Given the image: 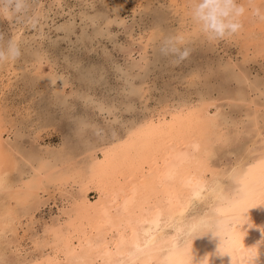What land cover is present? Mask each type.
<instances>
[{
	"label": "rangeland",
	"instance_id": "rangeland-1",
	"mask_svg": "<svg viewBox=\"0 0 264 264\" xmlns=\"http://www.w3.org/2000/svg\"><path fill=\"white\" fill-rule=\"evenodd\" d=\"M196 2L27 0L26 16L39 21L35 27L0 12L5 42L13 38L22 50L19 60L0 64V144L9 190L0 193V225L6 211L14 217L0 235V264L54 256L57 243L47 241L53 229L73 224V205L96 196L74 176L85 171L94 178L96 160L105 154L124 164L143 147L147 128L177 114L183 121L202 107L217 114L209 166L227 190L238 188L228 177L234 171L247 174L246 183H263L264 19L251 7L264 14V0H237L248 9L243 29L214 42L191 18ZM176 34L192 50L178 65L159 52L162 39ZM196 208L205 213L212 207ZM227 219L216 224L223 227Z\"/></svg>",
	"mask_w": 264,
	"mask_h": 264
},
{
	"label": "bare ground",
	"instance_id": "bare-ground-1",
	"mask_svg": "<svg viewBox=\"0 0 264 264\" xmlns=\"http://www.w3.org/2000/svg\"><path fill=\"white\" fill-rule=\"evenodd\" d=\"M217 117L203 107L184 121L177 114L159 121L155 129L147 128L140 141L143 147L127 154L124 164L108 154L103 160L98 157L94 178L85 171L74 176L96 196L86 193L70 204L76 215L70 226L63 222L49 227L53 231L47 241L50 246L57 243L55 255L23 264H247L254 247L260 253L257 264H264V181L246 183L247 174L234 171L228 177L238 188L227 190L219 171L209 166ZM196 130H202L198 137L192 134ZM2 155L0 144V193L9 192L6 153L4 159ZM61 178L64 183L71 179ZM202 203L211 210L198 211ZM6 212L0 235L14 221L13 213ZM219 218H228L225 226L216 224Z\"/></svg>",
	"mask_w": 264,
	"mask_h": 264
},
{
	"label": "clouds",
	"instance_id": "clouds-1",
	"mask_svg": "<svg viewBox=\"0 0 264 264\" xmlns=\"http://www.w3.org/2000/svg\"><path fill=\"white\" fill-rule=\"evenodd\" d=\"M27 0H0V12L15 13L17 18L31 24L39 22L37 18L27 17ZM248 9L237 0H197L190 9L192 20L199 26L201 33L210 41H222L238 35L243 29L241 18ZM253 15L264 19L259 7H251ZM159 52L162 56L172 57L173 64H180L191 56V48L187 46L180 34L169 35L162 39ZM22 56L20 44L13 38L6 42L4 34L0 33V64L15 62ZM247 256V264H257L260 253L258 247Z\"/></svg>",
	"mask_w": 264,
	"mask_h": 264
}]
</instances>
